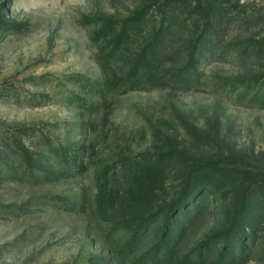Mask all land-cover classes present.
<instances>
[{
  "label": "rangeland",
  "instance_id": "374dc122",
  "mask_svg": "<svg viewBox=\"0 0 264 264\" xmlns=\"http://www.w3.org/2000/svg\"><path fill=\"white\" fill-rule=\"evenodd\" d=\"M146 1L0 0V264H163L171 248L204 264H264V221L242 238L243 252L220 257V243L207 242L232 209L211 182L175 223L117 227L96 210L100 179L123 184L130 161L164 144L231 170H264V99L252 80L264 73V50L229 49L264 36V0L222 6L228 23L187 86L102 91L98 18L129 16ZM13 137L66 174L36 177ZM55 146H75L83 168H67Z\"/></svg>",
  "mask_w": 264,
  "mask_h": 264
},
{
  "label": "trees",
  "instance_id": "16d2710c",
  "mask_svg": "<svg viewBox=\"0 0 264 264\" xmlns=\"http://www.w3.org/2000/svg\"><path fill=\"white\" fill-rule=\"evenodd\" d=\"M226 2L229 0H148L129 16L98 18L92 37L98 45L97 59L103 73L99 88L110 91L187 86L196 77L199 59L205 51L212 53L215 37L228 23L227 11L222 10ZM233 17L247 19L253 15L237 12ZM6 25L7 21L0 17V28ZM229 49L239 54L262 51L264 36L231 44ZM252 80L260 83L253 91L254 97L262 101L264 73ZM12 140L27 166L36 171V177L57 179L66 174L65 168L44 164L40 152L30 150L20 139ZM52 150L67 168H83V161L77 160L75 146H55ZM194 157L175 152L164 144L153 154H143L140 160L130 161V173L124 175L123 184L99 180L96 210L117 227L131 228L134 223L140 227L160 216L165 217V223H175L172 219L179 209L187 213L189 206L196 207L193 197L199 196L205 183L211 182L212 192L221 189V195L231 198L232 209L226 224L213 232L207 242L211 247L220 243V257L231 247L243 252L242 238L253 235L257 224L264 221V170L236 171L220 166L213 159ZM174 166L179 168L178 175L173 174ZM188 222V215L184 216L179 233ZM170 231L167 229V233ZM158 262L204 264L189 256L181 257L175 248L159 256Z\"/></svg>",
  "mask_w": 264,
  "mask_h": 264
}]
</instances>
